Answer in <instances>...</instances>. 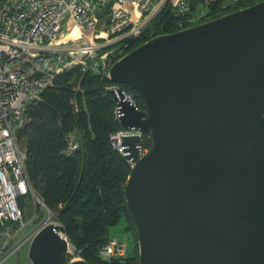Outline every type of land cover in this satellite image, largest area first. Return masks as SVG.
Listing matches in <instances>:
<instances>
[{
	"label": "water",
	"instance_id": "1",
	"mask_svg": "<svg viewBox=\"0 0 264 264\" xmlns=\"http://www.w3.org/2000/svg\"><path fill=\"white\" fill-rule=\"evenodd\" d=\"M113 89L132 163L125 185L141 264H264V0L161 33L116 60ZM143 133L151 147L145 150ZM46 222L32 264H90Z\"/></svg>",
	"mask_w": 264,
	"mask_h": 264
},
{
	"label": "built area",
	"instance_id": "2",
	"mask_svg": "<svg viewBox=\"0 0 264 264\" xmlns=\"http://www.w3.org/2000/svg\"><path fill=\"white\" fill-rule=\"evenodd\" d=\"M216 1L199 0L194 9L195 0H0V264L27 240L11 242L28 223L20 197L30 196L35 205L47 208L30 184L28 151L18 137L31 120V108L44 100V90L54 85L58 74L75 68L109 77L112 64L127 55L122 46L138 38L167 3L174 16L196 24ZM240 2L223 0L221 8ZM72 24L81 31L79 38L69 36ZM125 93L133 99V93ZM130 132L122 128L112 134L118 151L124 153L121 137ZM66 137L64 153L73 156L80 149L78 131ZM57 225L60 230V222ZM128 252V242L114 235L98 251L105 260Z\"/></svg>",
	"mask_w": 264,
	"mask_h": 264
},
{
	"label": "trees",
	"instance_id": "3",
	"mask_svg": "<svg viewBox=\"0 0 264 264\" xmlns=\"http://www.w3.org/2000/svg\"><path fill=\"white\" fill-rule=\"evenodd\" d=\"M259 1L262 0H244L227 9L221 8L222 2L218 0L200 22ZM195 3L194 9L200 5L199 0ZM191 25L185 18L174 16L172 5L165 6L151 21L144 37L133 41L126 52L161 33H173ZM116 85L133 93L139 109H146L145 99L132 85L115 82L106 74L75 68L58 74L54 85L44 90V100L31 108V120L18 132L28 151L30 184L60 222V230L76 248L75 255L90 264H141L137 228L124 193L132 163L112 144V134L122 129L116 117L113 89L108 88ZM72 130L78 131L80 149L67 156L66 135ZM143 134V146L150 148V134ZM19 201L27 220L30 212L24 197ZM41 208V204L33 203V209ZM122 219L126 222L125 232L135 242L134 249L122 258L105 260L98 251L111 237L110 227Z\"/></svg>",
	"mask_w": 264,
	"mask_h": 264
},
{
	"label": "rangeland",
	"instance_id": "4",
	"mask_svg": "<svg viewBox=\"0 0 264 264\" xmlns=\"http://www.w3.org/2000/svg\"><path fill=\"white\" fill-rule=\"evenodd\" d=\"M220 1L222 2L223 0H220ZM246 1H248V0H246ZM243 2H244V0H241L240 3H243ZM240 3L238 5H240ZM238 5H236V6H238ZM166 6H171V4L167 3ZM197 23H200V22H197ZM193 25H196V24H193ZM147 28H145L144 32L140 36H138V38L132 39V40H130V42L128 44L123 45L122 48L124 49V51H126L127 47L133 41L138 42V40L143 38L144 35L146 34L147 30H148ZM63 29H64V27H63ZM71 30L76 31L75 28H71L70 31ZM24 199H25L26 209L28 210V213L30 212L28 219L25 220V221H28V223L25 227H23V228L17 230V232H15V236H13L11 242L17 243L18 241L21 242L25 239H27V240L24 242V245H22L21 248L18 249V251H16L15 253H13L10 256V258L7 260L6 264H32V261H31L30 257L28 256V251H29L30 241H31V234L35 233V231H37V229H39L46 222L54 221L57 224L59 223V221L57 219H55L52 216V214L49 213L48 209L45 208L44 206H42V208L40 210L33 209L34 201L31 200V197H29V196L24 197ZM125 224H126L125 219H122L118 224L112 225L110 227L111 234L116 236L119 240H123V239L126 240L128 242V251L131 252L134 249L135 242L132 238V235L125 232V228H124ZM138 243H139V239H138ZM138 249H139V247H138ZM71 252L74 255L73 259H77V258L81 257L78 254L75 255L74 251H71Z\"/></svg>",
	"mask_w": 264,
	"mask_h": 264
},
{
	"label": "bare ground",
	"instance_id": "5",
	"mask_svg": "<svg viewBox=\"0 0 264 264\" xmlns=\"http://www.w3.org/2000/svg\"><path fill=\"white\" fill-rule=\"evenodd\" d=\"M71 28H75L76 31H73V30L70 31ZM70 29H69V32H70L69 36H73V37H75V38H79V36L81 35V31H80V29L78 28V26L75 25V24H72L71 27H70ZM66 35H67V34H66ZM64 36H65V35H63V37H64ZM63 37H62L61 39H63ZM63 40H64V39H63ZM71 251H72V250H71Z\"/></svg>",
	"mask_w": 264,
	"mask_h": 264
}]
</instances>
